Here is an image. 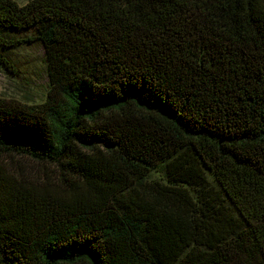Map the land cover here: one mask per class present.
<instances>
[{
	"label": "trees",
	"instance_id": "trees-1",
	"mask_svg": "<svg viewBox=\"0 0 264 264\" xmlns=\"http://www.w3.org/2000/svg\"><path fill=\"white\" fill-rule=\"evenodd\" d=\"M29 43L49 88L0 96V264H264V0H0V66Z\"/></svg>",
	"mask_w": 264,
	"mask_h": 264
},
{
	"label": "rangeland",
	"instance_id": "rangeland-1",
	"mask_svg": "<svg viewBox=\"0 0 264 264\" xmlns=\"http://www.w3.org/2000/svg\"><path fill=\"white\" fill-rule=\"evenodd\" d=\"M14 1L19 5H23L29 0ZM31 34L32 31H21L18 34L16 33V36L24 38ZM3 54H6L9 62L13 65L14 72L0 66V96L29 105L42 103L49 88L44 48L38 43H29ZM89 156L91 157V167L98 166L102 171L109 174L117 170L116 166L112 165L108 159L103 160L98 154H93V156L89 154ZM1 166L10 176L18 181L28 183V185H43L44 187L50 186L54 182L58 183V173L53 167L37 164L26 158L4 157L1 160ZM162 172V170H159V172L151 173L149 180L163 179ZM90 187L93 186H83L81 188L83 190H78L77 193L85 192L87 196L93 199L94 196L107 192L91 190ZM51 194L55 193L52 192ZM81 197L79 196V198ZM52 198L50 193L43 196L45 202L50 201L49 199ZM79 198L76 199L79 200Z\"/></svg>",
	"mask_w": 264,
	"mask_h": 264
}]
</instances>
